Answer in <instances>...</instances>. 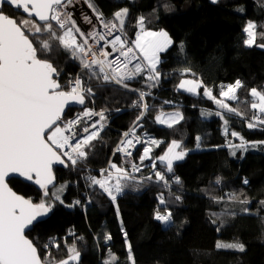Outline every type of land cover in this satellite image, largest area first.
<instances>
[{
    "label": "trees",
    "instance_id": "16d2710c",
    "mask_svg": "<svg viewBox=\"0 0 264 264\" xmlns=\"http://www.w3.org/2000/svg\"><path fill=\"white\" fill-rule=\"evenodd\" d=\"M89 1L106 19H111L115 11L127 7L129 13L125 32L133 41L138 31L136 20L140 15L147 18V29H165L174 41L166 52L160 54L161 78L158 87L148 88L140 78L129 82L132 89L151 92V96L145 97L150 107L141 120L144 126L139 129L142 141L151 137L161 143L159 147L154 145L152 160L138 164L140 171L133 174L136 179L123 182L128 187L118 196L115 204L98 188L87 187L84 177L88 174L98 177V171L108 168L110 159L117 166L130 168L129 164L121 162V155H113V150L123 137L124 129L134 124L140 111L131 106L138 98L136 93L114 85L97 87L92 81L95 96L86 101L87 107L105 110L110 125L92 142L84 171L60 168L59 178L69 182L62 196L64 205L57 203L46 219L26 233L36 244L42 260L46 252L45 244H49L51 256L56 260L66 258L67 238V244L71 245L75 240L81 252L79 264H102L109 248L119 258L117 264H129L123 235L127 232L136 264H264V224L261 223L264 205L259 203L264 201V144L256 148L248 146L247 151L237 150L235 156L231 155L233 149L226 146L239 144V137L248 142L264 141V126L247 127V121L254 112L250 107L253 99L250 89L255 87L264 91V50L257 48L264 44V38L258 35L252 47L243 44L246 39L243 28L248 21L257 23L258 33L264 31V0H219L218 3L212 0ZM164 4L170 10H165L162 7ZM5 11L18 22L23 18V13L11 6ZM52 62L61 71L62 85L67 83L69 76L74 78L80 73L77 64L64 52L57 53ZM183 68H189L191 72L181 75L176 71ZM186 75L199 77L217 98L222 83L242 82L243 87L237 92L238 100L228 102L242 116L225 114L224 118L229 121L227 134L226 126L219 117L201 115L202 110H218L213 101L203 96V88L199 95L178 89L179 81ZM79 109L69 108L66 117ZM176 111L183 114L184 120L172 128L156 121V116ZM233 131L239 137H232ZM197 136L201 138L199 148L196 147ZM172 140L181 141L187 155L184 160L174 162V172L181 184H172L170 192L156 183L154 176L152 180L145 178L153 175L152 162L156 163V170L166 172L158 157L167 150ZM137 157L135 153L130 158ZM135 161L138 162L137 159ZM217 177L222 178L219 185L215 183ZM244 179L248 180V184L243 183ZM8 182L16 192L33 202L38 203L42 198V190H38L33 183L20 178H11ZM228 193H236L240 199L247 197L250 203L241 205L229 201L217 204L211 199L224 196L227 201ZM161 194L167 202L165 205L159 204ZM176 195L182 199L176 201ZM76 198L84 207L68 206ZM89 198L91 203H88ZM243 207L252 211L245 214L241 211ZM225 208L235 211L236 215H225L219 219L210 215ZM156 210L172 212L170 226L165 227L154 219ZM213 219H217L216 224L211 222ZM221 222L222 226L217 231ZM70 232L75 235H69ZM106 234H111L110 241H105ZM50 239L59 243L60 248L56 249L49 243ZM220 242L243 243L245 251L217 248Z\"/></svg>",
    "mask_w": 264,
    "mask_h": 264
},
{
    "label": "snow or ice",
    "instance_id": "6c2138e0",
    "mask_svg": "<svg viewBox=\"0 0 264 264\" xmlns=\"http://www.w3.org/2000/svg\"><path fill=\"white\" fill-rule=\"evenodd\" d=\"M212 2L218 3L219 0ZM73 3L74 0H0V264H79L81 252L77 249L75 240L68 245L65 238L67 256L60 260L51 256L49 244H45L46 252L42 260L40 251L33 240L28 238L26 230L31 231L35 224L42 222L57 203L64 205L62 196L69 182L55 183L53 164L84 171L92 142L100 137L106 126L105 110L97 112L86 104V101L95 96L92 81L96 82L97 87L119 86L138 96L131 104L133 108L140 110L134 127L123 133L125 139L120 141L115 152L125 153L126 158L131 157L132 153L128 151L127 146L134 147V138L144 145L142 154L139 155V160L143 163L145 159H152L151 145L159 147L161 143L151 137L141 141V138L135 135V125L139 124L149 111L150 106L145 97L151 96V92L132 89L129 82L140 78L148 88L158 87L161 78L160 54L166 52L174 41L167 31L147 29V18L143 15L138 16L136 20L138 31L134 41H129L125 32L129 9L121 8L114 12L111 19H106L102 12L96 11L92 3L88 6L96 13L99 30L90 17H84L85 22L92 25V30L81 31L71 11L68 10ZM8 6L26 14L27 18L18 22L5 11ZM162 7L170 10L167 4ZM153 11L155 12V9ZM257 27V23L250 20L243 28L246 34V39L243 40L245 46L252 47L256 44L258 35L264 38V31L258 33ZM109 36H112V39H108ZM89 40L93 41V44H90ZM259 47L264 48V44H260ZM180 48L182 51V43ZM59 52L66 53L80 68V73L74 78L69 76L64 85L60 82L61 71L52 62ZM176 71L184 75L190 73L191 69L183 68ZM177 87L192 95H199V90L203 88V96L213 101L218 110L215 112L202 110L201 115L216 116L223 120L226 134L229 121L224 118L225 114L242 116L235 107L226 102L238 100L237 92L243 87L240 80L233 84L221 85L218 92L221 98H217L213 90L204 86L201 80L181 79ZM250 96L253 98L250 107L254 112L247 121V127L252 129L264 126V91L253 87L250 89ZM70 104L84 107L81 112L68 118L65 110ZM94 116H98L99 119L93 121ZM182 120L184 116L179 111L171 113L166 119L156 116V121L168 128ZM139 127L143 125L139 124ZM231 136L239 137V134L233 131ZM195 139L196 147L199 148L201 138L197 136ZM239 139V144L226 145L233 149L232 156L236 155L237 150L247 151L248 146L256 148L264 144V141L248 142L243 137ZM180 147L181 141L172 140L167 151L158 157L166 172L156 170V163L152 162L153 175L145 179L152 180L154 176L155 182L170 192L172 184L180 185L181 180L174 172V161H182L187 155V150L176 151ZM126 163L130 168L117 166L116 163L109 161L108 168L98 171L102 179L91 174L86 175L84 180L87 187L98 188L115 204L118 196L128 187L123 182L135 180L136 177L132 173L140 171V167L130 159H126ZM110 169L114 170V173ZM12 174H18L19 178L28 182L34 180V183L43 190L38 203L17 194L8 186L7 179ZM221 181L222 178L217 177L215 183L219 185ZM243 183L248 184V180L244 179ZM174 199L180 201L182 197L176 195ZM211 199L217 204L229 201L241 205L250 203L247 197L240 199L236 193H228L227 201L224 196ZM91 202L89 198L88 203ZM166 203L164 195L161 194L159 204ZM259 203L264 205V201ZM78 205L84 207L78 199L68 206ZM241 211L249 214L252 210L243 207ZM210 215L219 219L225 215L235 216L236 212L225 208ZM154 219L167 226L172 223V212L166 210L161 213L156 210ZM217 219L211 222L216 224ZM222 223L217 226V231L220 230ZM261 223L264 224V217H261ZM69 235L75 234L70 232ZM123 235L129 264H136L132 244L127 240V232ZM77 239L82 240L83 237ZM104 239L106 242L110 241L111 234H106ZM49 243L56 249L60 248V244L54 243L51 239ZM216 247L245 251V245L240 242L217 243ZM118 260L119 258L109 248L102 264H117Z\"/></svg>",
    "mask_w": 264,
    "mask_h": 264
},
{
    "label": "rangeland",
    "instance_id": "374dc122",
    "mask_svg": "<svg viewBox=\"0 0 264 264\" xmlns=\"http://www.w3.org/2000/svg\"><path fill=\"white\" fill-rule=\"evenodd\" d=\"M76 3H78V4H76ZM89 3H92L91 1H89V0H74V3H73V5L74 6H70V8L68 9L69 11H71V13L73 12L72 11V9L73 10H75V8L77 9V8H82L80 11H82L81 13H80V15L84 18V17H90L91 19H92V21L94 22V23H98L97 21H96V13L95 12H93V10H92V8H90L88 5H89ZM95 6V5H94ZM86 7H88L89 9H90V12L88 13V11L86 10ZM73 14V13H72ZM23 15V18H27L24 14H22ZM80 17V16H79ZM23 18H21V19H23ZM33 19H35V18H33ZM73 19H75L76 21H77V25L79 26V21L77 20V18L76 17H73ZM80 28H81V31H82V29H84L83 27H81V25L79 26ZM97 29L99 30V28H98V26H97ZM150 30V29H149ZM152 31H160V30H153V29H151ZM162 30H164V31H166L165 29H162ZM114 34V33H113ZM169 36H170V34H169ZM171 37V36H170ZM127 38H128V40L129 41H133V40H131V38H129L128 36H127ZM92 44H93V41H92ZM94 48H95V45H94ZM182 79H196V80H201L199 77H197V76H187L186 75V77H183ZM202 81V80H201ZM180 82V81H179ZM179 84V83H178ZM228 84H233V83H222L221 85H228ZM181 90H183V89H181ZM201 90V89H200ZM199 90V91H200ZM185 91V90H184ZM203 91H204V89H203ZM239 91V90H238ZM238 96V95H237ZM219 98H221V97H219ZM137 100V99H136ZM226 102L228 103L229 102V100H226ZM230 104V106H231V103H229ZM81 110L83 109V108H80ZM216 111V110H215ZM177 112V111H176ZM168 115H170V113L168 112V113H166V115H163V116H161V118L162 119H166L167 117H168ZM209 117V116H208ZM107 123L110 125V120H109V117L107 116ZM106 123V124H107ZM107 124V125H108ZM139 124H141V121H139ZM139 124H137V126H139ZM106 125V126H107ZM109 125H108V127H106V128H104V130H107L108 128H109ZM144 126V125H143ZM134 127V124L129 128V129H124V132H126V131H129L130 129H132ZM135 128H136V125H135ZM141 128V127H140ZM139 128V129H140ZM139 129L137 128V131H136V133H138V135H139V137L141 138V141H142V136H141V134H140V132H139ZM103 130V131H104ZM123 132V133H124ZM102 133V132H101ZM101 133H100V135H101ZM123 139V137L116 143L117 145L120 143V141ZM117 145L115 146V148H114V152H115V149H116V147H117ZM143 144L141 143V145L139 146V147H137L136 148V150H135V152H134V155L133 156H135V153H137L138 154V157L137 158H130V157H127L126 158V155L123 153V152H115V154H119V155H121V162H123V163H125L126 162V159H130L132 162H134V163H136L137 165L138 164H140L141 162H140V160H139V155L140 154H142V149H143ZM154 145H151V153H150V156L153 158V155H154ZM181 150H184L182 147H180L179 149H176V151H181ZM167 151V150H166ZM165 151V152H166ZM165 152H163V154L165 153ZM163 154H161V155H163ZM160 155V156H161ZM135 159H137L138 160V162H136L135 161ZM152 160V159H151ZM110 161H112L111 159H110ZM146 161H149L148 159H145L144 161H143V163H146ZM159 161V160H158ZM174 162H176V161H174ZM108 167H109V163H108ZM61 170V169H60ZM59 169L56 171V169H55V174H56V178H57V180H58V182H57V184H61V183H64V181L62 180V179H60L59 177H60V174H61V171H60ZM110 171H112L113 173H114V170H111L110 169ZM133 174H135V173H132V175ZM52 188H50V190H51ZM43 191V190H42ZM76 200V199H75ZM173 219V218H172ZM165 226V225H164ZM165 227H167V226H165ZM220 243H223V244H227V242L226 243H224V242H220ZM41 259H42V257H41Z\"/></svg>",
    "mask_w": 264,
    "mask_h": 264
},
{
    "label": "built area",
    "instance_id": "2783aa9c",
    "mask_svg": "<svg viewBox=\"0 0 264 264\" xmlns=\"http://www.w3.org/2000/svg\"><path fill=\"white\" fill-rule=\"evenodd\" d=\"M86 10H87V11H90V9H89L88 7H86ZM72 11H73V12H72V13H73L72 16L77 18V20L79 21V26L81 25V27L84 28V29H82V31H85V32L91 31V30H92V25L87 24V23L85 22L84 18L80 15V13H81L82 11H81L80 13H78L76 10H73V9H72ZM79 16H80V17H79ZM93 24H96V23L93 22ZM96 25H97L98 28H99L98 23H97ZM115 34H117V33H114L113 35H115ZM123 38H124V37L122 36V39H123ZM108 39H112V36H109ZM127 39H128V38H127ZM89 43L92 44V41L89 40ZM94 49H95V48H94ZM109 59H112V57H109ZM92 109H94L95 111L99 112V110H97V109H95V108H92ZM81 111H82V110L76 111L75 113H73L72 115H70L69 118L73 117L76 113H79V112H81ZM105 115H106V113H105ZM106 117H107V115H106ZM98 119H99L98 116H94V117L92 118L93 121L98 120ZM106 123H107V122H106ZM107 124H108V123H107ZM107 124H106V125H107ZM108 125H109V124H108ZM108 125L105 126L104 128L108 127ZM142 125H143V124H142ZM137 128L139 129L140 127L136 125V128H135V135L139 137L138 133H136ZM123 139H125V138L123 137ZM133 145H134V147H132V146H127V147H128V151H130V152L132 153L131 156L134 155V152H135L136 148L139 147V146L141 145V143H138V142L133 138ZM122 147H123V146H122ZM124 154H125V153H124ZM93 176H94V175H93ZM95 176H96V175H95ZM96 177H97V176H96ZM97 178H98V179H102L103 177L98 176ZM77 199H78V198H76V200H77ZM78 200H79V199H78ZM80 201H81V200H80Z\"/></svg>",
    "mask_w": 264,
    "mask_h": 264
},
{
    "label": "water",
    "instance_id": "95a60500",
    "mask_svg": "<svg viewBox=\"0 0 264 264\" xmlns=\"http://www.w3.org/2000/svg\"><path fill=\"white\" fill-rule=\"evenodd\" d=\"M12 7V6H11ZM14 8V7H13ZM25 16H26V14H24ZM36 19V18H35ZM257 48L258 49H263L264 50V48H262V47H259V45L257 46ZM84 106H82V105H78V104H70L69 105V108H83ZM69 108H66V110H65V115H67L66 113H67V111H68V109ZM66 169L65 167H63V166H61V165H58V164H53V173H54V175H55V183L57 184V182H58V180H57V178H56V174H55V169ZM11 178H19L18 177V174H12L8 179H7V183H8V186L10 187V188H12L11 186H10V182H8ZM20 179H22L23 181H25L23 178H20ZM26 182H28V181H26ZM30 183H33L35 186H36V188L39 190L40 188H39V186L38 185H36L35 183H34V180L33 181H31ZM49 188H52V186L50 185L49 186ZM12 190L13 191H15L13 188H12ZM42 190V189H41ZM16 192V191H15ZM17 194H19V195H22L21 193H19V192H16ZM23 196V195H22ZM25 197V196H24ZM26 198V197H25ZM30 199V198H29ZM33 201V200H32ZM34 203H36V202H34ZM51 214V212L46 216V217H44L43 218V220L44 219H46L49 215ZM27 232H29V230H26V233ZM28 236V235H27ZM29 238V237H28ZM30 239V238H29Z\"/></svg>",
    "mask_w": 264,
    "mask_h": 264
},
{
    "label": "bare ground",
    "instance_id": "6f19581e",
    "mask_svg": "<svg viewBox=\"0 0 264 264\" xmlns=\"http://www.w3.org/2000/svg\"><path fill=\"white\" fill-rule=\"evenodd\" d=\"M76 4H78V3H76ZM72 6H74V5H72ZM81 9H82V8H81ZM81 9H80V8H77V9L75 8V10H76L78 13L81 12V11H80ZM89 12H90V11H88V13H89ZM79 110H81V109H79ZM79 110H78V111H79ZM57 169H58V168H57ZM59 170H60V169H59Z\"/></svg>",
    "mask_w": 264,
    "mask_h": 264
},
{
    "label": "crops",
    "instance_id": "0c3cea01",
    "mask_svg": "<svg viewBox=\"0 0 264 264\" xmlns=\"http://www.w3.org/2000/svg\"><path fill=\"white\" fill-rule=\"evenodd\" d=\"M172 222H173V219H172ZM171 224L167 225V226H170Z\"/></svg>",
    "mask_w": 264,
    "mask_h": 264
},
{
    "label": "flooded vegetation",
    "instance_id": "af4514ba",
    "mask_svg": "<svg viewBox=\"0 0 264 264\" xmlns=\"http://www.w3.org/2000/svg\"><path fill=\"white\" fill-rule=\"evenodd\" d=\"M58 169H56V171H57Z\"/></svg>",
    "mask_w": 264,
    "mask_h": 264
}]
</instances>
